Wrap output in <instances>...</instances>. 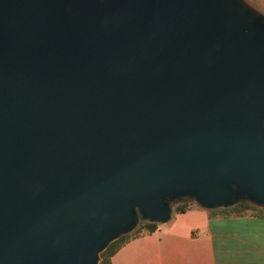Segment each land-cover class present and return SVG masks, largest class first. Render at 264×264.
I'll list each match as a JSON object with an SVG mask.
<instances>
[{
	"label": "water",
	"instance_id": "water-1",
	"mask_svg": "<svg viewBox=\"0 0 264 264\" xmlns=\"http://www.w3.org/2000/svg\"><path fill=\"white\" fill-rule=\"evenodd\" d=\"M182 197L264 207V12L0 0V264H97Z\"/></svg>",
	"mask_w": 264,
	"mask_h": 264
},
{
	"label": "crops",
	"instance_id": "crops-1",
	"mask_svg": "<svg viewBox=\"0 0 264 264\" xmlns=\"http://www.w3.org/2000/svg\"><path fill=\"white\" fill-rule=\"evenodd\" d=\"M264 12V0H248ZM195 204V203H194ZM216 209V210H215ZM111 264H264V215L195 204L172 212L110 256Z\"/></svg>",
	"mask_w": 264,
	"mask_h": 264
},
{
	"label": "trees",
	"instance_id": "trees-1",
	"mask_svg": "<svg viewBox=\"0 0 264 264\" xmlns=\"http://www.w3.org/2000/svg\"><path fill=\"white\" fill-rule=\"evenodd\" d=\"M192 206H195L194 202L187 197H183L180 198L175 203H173L172 212H181ZM217 210L223 212H234V213H239L249 210L252 213L264 215V207L250 204L244 200H241L231 206L217 208ZM156 225H157L156 222L140 221L138 225L129 232L123 233L117 236L116 238L112 239L99 252L97 264H111L110 256L121 244H123L126 240H128L133 236H136L139 233L151 232L152 230L155 229Z\"/></svg>",
	"mask_w": 264,
	"mask_h": 264
},
{
	"label": "rangeland",
	"instance_id": "rangeland-1",
	"mask_svg": "<svg viewBox=\"0 0 264 264\" xmlns=\"http://www.w3.org/2000/svg\"><path fill=\"white\" fill-rule=\"evenodd\" d=\"M183 198V197H182ZM188 198V197H187ZM190 199V198H189ZM179 199H175V200H173V201H170L169 202V205H170V208H171V211H172V205H173V203H175L176 201H178ZM217 208H220V207H217ZM136 215H137V218H139L140 216H139V214L138 213H136ZM141 221V219H138L137 220V222H136V224H135V227L138 225V223ZM134 227V228H135Z\"/></svg>",
	"mask_w": 264,
	"mask_h": 264
}]
</instances>
